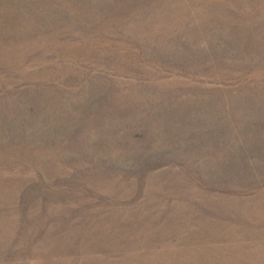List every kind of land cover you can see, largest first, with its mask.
Here are the masks:
<instances>
[{"label": "rangeland", "instance_id": "1", "mask_svg": "<svg viewBox=\"0 0 264 264\" xmlns=\"http://www.w3.org/2000/svg\"><path fill=\"white\" fill-rule=\"evenodd\" d=\"M0 264H264V0H0Z\"/></svg>", "mask_w": 264, "mask_h": 264}]
</instances>
